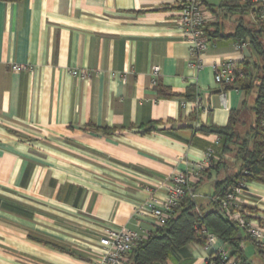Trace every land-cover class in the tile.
<instances>
[{"label":"crops","instance_id":"1","mask_svg":"<svg viewBox=\"0 0 264 264\" xmlns=\"http://www.w3.org/2000/svg\"><path fill=\"white\" fill-rule=\"evenodd\" d=\"M184 1H0V264H100L105 229L149 236L156 223L136 209L162 204L174 174L216 153L218 138L202 128L226 127L232 111L254 105L255 92L214 80V64L250 58L247 48L213 41L204 68L188 66L176 22ZM158 87L193 89L196 100L161 98ZM214 179L196 187L206 212ZM242 201L264 218V184H248ZM214 248L229 249L221 240ZM243 251L247 264H264L251 240ZM211 254L190 243L166 264H208Z\"/></svg>","mask_w":264,"mask_h":264},{"label":"trees","instance_id":"2","mask_svg":"<svg viewBox=\"0 0 264 264\" xmlns=\"http://www.w3.org/2000/svg\"><path fill=\"white\" fill-rule=\"evenodd\" d=\"M1 2H20L23 0H0ZM212 14V21L204 27V33L211 42L231 41L242 50L247 48L250 58L234 63L236 79L233 84L224 86V91L238 89L243 93L255 92L254 105L232 111L226 127L202 128L205 135L218 138L217 151L208 168L202 171L199 183L212 182L213 194L211 211H203L195 199L186 197L174 211L173 217L151 232L131 254L128 264H166L172 249L182 248L190 243L205 246L206 238L201 234L207 229L216 235L230 250L233 261H246L243 244L250 240L245 232L235 223L223 219L219 214L216 201L223 198L236 184L244 182L264 184V20L261 18L262 5L253 0H221L218 5L205 3ZM180 9V6H179ZM233 25L231 34H226V24ZM161 98H184L195 101L196 95L190 89L186 95H177L157 88ZM253 119L248 117V112ZM93 131L111 135L106 128L94 127ZM155 130L149 125L147 132ZM216 200V201H215ZM250 214L255 212L245 208ZM264 223V218L261 219ZM262 253L261 248H257Z\"/></svg>","mask_w":264,"mask_h":264},{"label":"built area","instance_id":"3","mask_svg":"<svg viewBox=\"0 0 264 264\" xmlns=\"http://www.w3.org/2000/svg\"><path fill=\"white\" fill-rule=\"evenodd\" d=\"M209 0H186L180 5L179 16L176 20L181 36L190 43V58L188 66L196 72L204 68V56L210 48V41L204 33L205 25L212 21V14L206 9L205 3ZM263 7L261 18L264 20V0H253ZM239 50V47L236 46ZM22 65H13L12 71L19 73L26 70ZM215 83L221 87L233 84L236 79L234 62L226 60L213 65ZM160 74V68L152 69V77L156 79ZM72 76H81L80 72L72 71ZM155 84V83H154ZM197 104H199L197 102ZM218 144V142H217ZM215 152L208 149L202 162L195 163L188 171L176 173L171 178L167 188L166 199L159 204L154 199H149L141 204L134 216L149 215L156 223V227L164 226L173 217L174 211L186 197L197 198L196 187L202 176V171L209 167ZM248 184L241 182L234 185L227 194L216 201L219 206L220 216L237 224L254 243L257 248L264 249V223L260 219H254L245 210L242 198L247 192ZM201 234L206 238L205 248L212 249L208 264H247L246 261H233L230 258V250L215 249L219 238L203 229ZM148 233L144 230H131L129 228L105 229L100 238L103 255L100 264H128L130 254L146 239Z\"/></svg>","mask_w":264,"mask_h":264},{"label":"rangeland","instance_id":"4","mask_svg":"<svg viewBox=\"0 0 264 264\" xmlns=\"http://www.w3.org/2000/svg\"><path fill=\"white\" fill-rule=\"evenodd\" d=\"M225 26H226V28H228V27L231 26V24L227 23ZM249 251H250V250H249Z\"/></svg>","mask_w":264,"mask_h":264}]
</instances>
